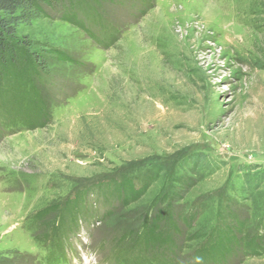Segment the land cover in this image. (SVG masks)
I'll return each mask as SVG.
<instances>
[{
  "label": "rangeland",
  "instance_id": "1",
  "mask_svg": "<svg viewBox=\"0 0 264 264\" xmlns=\"http://www.w3.org/2000/svg\"><path fill=\"white\" fill-rule=\"evenodd\" d=\"M80 5L93 10L61 0L17 30L50 58L30 77L48 112H17L1 90L0 264H87L81 252L94 264H264L263 232L257 255L207 260L199 248L219 227L236 250V221L245 238L264 229V0ZM168 158L127 205L99 192L125 173L139 188ZM182 178L190 186L173 205L193 238L182 221L161 223L169 237L140 246L143 220Z\"/></svg>",
  "mask_w": 264,
  "mask_h": 264
},
{
  "label": "trees",
  "instance_id": "2",
  "mask_svg": "<svg viewBox=\"0 0 264 264\" xmlns=\"http://www.w3.org/2000/svg\"><path fill=\"white\" fill-rule=\"evenodd\" d=\"M72 1L74 7L71 6L70 8H80V12L85 17L88 15L87 13H90L89 9L93 10L90 6L85 7V9L83 7L81 8V0ZM60 2L61 0H0V102L4 99L1 98V96H8V98L10 97V99L13 100L9 102L10 100L8 99L9 101L7 105L15 108L17 112L18 110L21 112L25 109H29L32 111L31 114L35 115L39 121L48 111L45 101L41 98L39 89L30 81V77L31 74L34 73L35 75H38L36 78L42 79L40 73L41 71H46L48 69V61L50 58H47L41 50L30 51V45L26 40H17V30L21 25H28L32 21L46 16L47 10L56 9ZM70 8V16L74 17L75 14L72 13ZM77 20L78 19H76L75 16V21ZM115 40L116 39H111V43H114ZM55 57L59 58L58 52ZM4 88L9 89L7 94H5L7 96L1 94V90ZM19 95L24 98L21 103L19 102L20 100L17 99V96ZM17 103L19 104L17 105ZM168 160L166 162L157 163L156 166L148 165L146 169L147 173H154L153 175H150L151 180L149 182L148 180H145L144 184H141L139 188L134 186V177L125 173L122 176H119L120 178L118 180L109 179L107 181L109 183L102 184L99 188V192L105 194V197L112 194L118 199V201L123 203V205H127L128 202H132V200H135L144 193L147 184H150L157 175V169L165 168L170 163L171 167L176 162L174 160L173 163V159L171 160V158H168ZM126 175L129 177H126ZM179 182L183 184V186L177 185L173 187L172 190L170 189V192L168 191L165 196L162 197L164 199L161 202L163 206L158 207L156 212L150 216V220H143V216H145L143 214V227L135 239L136 242L140 243V246H145L149 242L159 243L162 239H165V237H169L166 232L161 231V223L166 224L170 229L175 226L176 222L182 221L185 223V229L187 230L185 240H191L193 238L192 234L188 232V230H190L191 221L189 214L187 215V212L182 205H173V202L179 201L183 195L182 193L190 186L189 179L187 178H182ZM169 200L171 202L165 204L166 201ZM233 219L234 221L237 220L235 217H233ZM236 222L238 234L237 242L240 244L239 247L234 250L233 246L237 247V243L230 233V236L225 233V236L218 237L217 233L221 230L219 227H215V236L209 241L208 245L206 244V246L199 247L200 249L202 248L201 253L206 257H203L204 259L208 260L215 252L220 254L218 257L230 255L229 249H231L232 252H241L245 255L258 254L257 248L262 242L261 235L262 232L264 233V229L261 228V233H254L252 236L245 238V233L242 235L245 222ZM165 247H171L172 250L174 246L173 244L168 243ZM158 249L162 252L164 246H158ZM194 257L198 259V255H194ZM196 262L199 261L197 260Z\"/></svg>",
  "mask_w": 264,
  "mask_h": 264
}]
</instances>
